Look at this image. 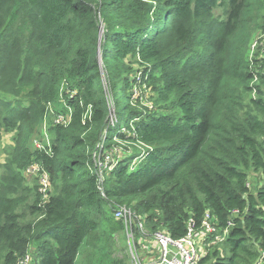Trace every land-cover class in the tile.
I'll return each mask as SVG.
<instances>
[{
  "label": "trees",
  "instance_id": "1",
  "mask_svg": "<svg viewBox=\"0 0 264 264\" xmlns=\"http://www.w3.org/2000/svg\"><path fill=\"white\" fill-rule=\"evenodd\" d=\"M263 10L261 0H0V139L13 136L0 161V264H79L124 228L115 204L175 238L210 212L218 231L200 264H264V40L251 45ZM63 102L67 126L52 117ZM49 119L50 145L32 148ZM125 142L98 185V159ZM33 161L50 173L47 202L27 185Z\"/></svg>",
  "mask_w": 264,
  "mask_h": 264
},
{
  "label": "built area",
  "instance_id": "2",
  "mask_svg": "<svg viewBox=\"0 0 264 264\" xmlns=\"http://www.w3.org/2000/svg\"><path fill=\"white\" fill-rule=\"evenodd\" d=\"M66 106L69 107L67 104ZM51 112L54 111L51 110ZM71 113V108L69 115L54 113V122L65 126L69 125L72 121ZM113 116L111 115L112 123L115 121V117ZM33 145L35 149L47 150V145H50V139H46L43 142L39 138H34ZM121 154L122 148L114 147V149L106 151L103 157L98 159V185L103 184L106 173L112 171L121 161ZM23 173L27 178L35 177L37 179L39 191L44 201L47 202L51 195L52 182L50 173L43 163L33 161L23 170ZM114 216L123 222L127 235L132 241V250L137 253L134 264H200L206 252V235L218 231L216 219L210 212H207L204 216L202 230L196 232L190 226L188 233L179 238L169 235L164 230H149L144 223L143 216L139 215L129 206H119V208L114 210ZM226 233L227 230L224 236L219 237L212 243L223 241ZM17 264L33 263L30 255H28Z\"/></svg>",
  "mask_w": 264,
  "mask_h": 264
},
{
  "label": "rangeland",
  "instance_id": "3",
  "mask_svg": "<svg viewBox=\"0 0 264 264\" xmlns=\"http://www.w3.org/2000/svg\"><path fill=\"white\" fill-rule=\"evenodd\" d=\"M264 2V0H261ZM218 11H223L222 9H219ZM264 12V10H263ZM264 40V35L261 34L260 32H257L254 38L251 41V45H260L262 44V41ZM250 55H252V48L250 50ZM134 67L139 68L141 67L140 64L135 63ZM137 91L136 93H142V98H141V106L146 107L149 106L150 108L153 107V102L151 100V90L146 84H142L141 80H139L138 84L136 85L135 88ZM113 105V102H112ZM66 107V108H65ZM114 107V105H113ZM54 109L61 111L60 113L69 115L70 114V108L65 105L63 102L62 104H59L57 106H54ZM114 110V108H113ZM113 115V113L111 114ZM54 118V115L52 116ZM114 117V116H113ZM51 119L48 120V124L44 125L41 128V132L39 134L33 135V138H39L43 142L46 139H50L51 141V134L48 132L49 125L51 124ZM47 132V133H46ZM12 134L10 133H4L2 138L0 139V161L3 163H9L10 161V152L12 150L13 146V139H12ZM124 144V143H123ZM120 145V148H122V154H125L126 148L125 145H128V142H125L124 145ZM131 145V144H129ZM33 143H31V147L33 148ZM133 166V164L131 165ZM1 175L2 171H0V180H1ZM27 185L30 187L36 186L38 184V181L35 180V177H28L27 178ZM258 179L256 177H251L250 182H251V187L252 189L255 188L256 183ZM53 191V188H52ZM119 204H115V209L119 208ZM23 211L24 213L27 214L28 219L30 218L29 211L24 207ZM109 232L103 237V238H98L97 244H98V249L94 250H88L87 252H84L79 264H111L114 262L115 258H123L127 259V262L129 264H134L136 262L137 258V253L132 250V241L129 239L126 228H117L114 226H111L109 229ZM110 233L112 235L110 236Z\"/></svg>",
  "mask_w": 264,
  "mask_h": 264
},
{
  "label": "water",
  "instance_id": "4",
  "mask_svg": "<svg viewBox=\"0 0 264 264\" xmlns=\"http://www.w3.org/2000/svg\"><path fill=\"white\" fill-rule=\"evenodd\" d=\"M99 59H100V62L102 63V59H101V57H100Z\"/></svg>",
  "mask_w": 264,
  "mask_h": 264
}]
</instances>
